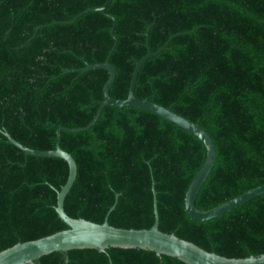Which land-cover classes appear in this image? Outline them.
Returning <instances> with one entry per match:
<instances>
[{"label": "trees", "instance_id": "16d2710c", "mask_svg": "<svg viewBox=\"0 0 264 264\" xmlns=\"http://www.w3.org/2000/svg\"><path fill=\"white\" fill-rule=\"evenodd\" d=\"M0 0V128L36 149H53L59 125H85L108 78L198 122L216 150L195 207L204 210L264 182V0ZM114 17V19L111 16ZM67 21V22H66ZM113 26L115 40L110 35ZM77 166L65 211L124 228H158L229 257L264 253V193L199 220L184 208L206 148L193 133L134 106H103L89 128L61 130ZM68 164L25 154L0 132V250L67 228L56 194ZM113 205L112 209L110 207ZM21 264H189L142 247L54 250Z\"/></svg>", "mask_w": 264, "mask_h": 264}, {"label": "water", "instance_id": "95a60500", "mask_svg": "<svg viewBox=\"0 0 264 264\" xmlns=\"http://www.w3.org/2000/svg\"><path fill=\"white\" fill-rule=\"evenodd\" d=\"M110 1L111 0H105L100 6L87 8L67 21L74 20L77 16L89 10L99 9L108 14L106 8ZM111 17L114 19L113 16ZM110 35L115 40L113 26L110 28ZM162 49L163 46L153 51L148 48L146 53L135 61L131 72L128 92L124 98H115L109 94V88L115 77V69L109 63L107 58L103 62L86 63L83 67L79 68L81 71L90 68H104L108 71V78L102 87V99L99 101L95 114L85 125L78 127L57 126V138L53 149L31 148L16 140L7 131H3L0 128V132L7 137L8 141L22 149L25 154L61 157L68 164L67 177L60 189L57 190L55 204V210L59 218L67 225V228L34 239L17 241L0 250V264H21L24 262H32L40 255L54 250H68L82 247H98L100 250H105L108 246L142 247L152 249L159 255L169 254L189 264H264V253L243 257L224 256L213 251H208L189 240L178 237L174 233L161 231L157 225L158 211L154 189V221L149 228L118 227L109 224L106 219L98 223L82 217L71 216L64 209V199L76 177L77 166L73 156L64 150L59 144L60 131H78L89 128L97 119L105 105H113L116 107L134 106L148 110L193 133L203 142L206 148L205 158L191 178L184 195V208L190 217L199 220L213 218L264 193L263 182L210 208L200 210L195 207L194 200L196 194L212 168L216 158L215 144L211 136L198 122L176 112L171 106H164L149 100L148 98H139L134 94L136 77L141 64L148 57L158 53ZM112 207L113 205L110 209H112Z\"/></svg>", "mask_w": 264, "mask_h": 264}]
</instances>
